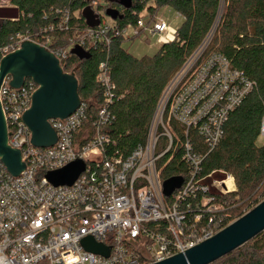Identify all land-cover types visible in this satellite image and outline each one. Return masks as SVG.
<instances>
[{
  "label": "built area",
  "instance_id": "1",
  "mask_svg": "<svg viewBox=\"0 0 264 264\" xmlns=\"http://www.w3.org/2000/svg\"><path fill=\"white\" fill-rule=\"evenodd\" d=\"M102 16L77 45L107 46L111 34L124 37L127 29L132 38L155 37L158 47L176 38V29L159 17L140 18L135 27L120 33ZM68 28L65 12L58 23L10 38L0 48L1 58L28 41L51 53L63 71L68 51L51 49V35ZM213 31L169 80L144 144L126 157L106 152L110 140L102 130L113 119L115 87L105 63L98 65L95 77L102 92L95 120L87 124L82 102L67 118L49 120L56 141L47 148L31 145L22 120L37 86L27 79L19 89H11L9 79H4L0 107L7 146L18 150L24 169L12 176L0 162V264H153L225 228L220 227L230 202L217 199L235 191L234 180L226 174L224 180L207 184L210 175H201V164L221 141L230 113L255 84L222 55L207 53ZM259 139L264 144V118ZM77 159L85 169L71 186L54 187L47 181L48 172ZM170 164L181 169L177 176L183 182L164 197L161 174ZM206 217L205 226L196 230ZM260 235L264 240V231ZM86 237L108 247V257L84 251L80 242Z\"/></svg>",
  "mask_w": 264,
  "mask_h": 264
},
{
  "label": "trees",
  "instance_id": "2",
  "mask_svg": "<svg viewBox=\"0 0 264 264\" xmlns=\"http://www.w3.org/2000/svg\"><path fill=\"white\" fill-rule=\"evenodd\" d=\"M103 1L101 5L98 0H0V48L17 34H30L58 23L67 12L69 28L51 35L50 48L68 51L62 62L63 71L73 73L77 79L78 96L86 104L87 124L95 120L102 100L100 86L95 81L97 68L100 63L106 64L115 87L110 106L113 119L102 130L110 140L106 152L126 157L144 144L169 80L214 28L207 53L222 55L255 84L241 105L230 113L221 141L201 164V175H210L205 179L207 184L224 180L226 174L234 180L235 191L217 199L230 202L220 228L226 227L260 203L235 205L240 200L250 203L259 185L264 184V144H258L264 118V0H131L129 8L121 6L120 0ZM2 2L8 6H1ZM86 7L98 15L99 21L107 8L118 10L122 19L113 24L120 33L135 27L140 18L152 20L163 8L178 15L181 24L176 29L175 40L159 46L152 56L136 57L127 53L121 34H111L107 46L80 47L77 41L88 29L81 17ZM180 172V168L170 164L162 172L161 180ZM206 223L207 217L195 225L196 230ZM261 240L262 236L258 235L249 242L252 243L250 251L241 252L249 244L246 243L211 264H264Z\"/></svg>",
  "mask_w": 264,
  "mask_h": 264
},
{
  "label": "water",
  "instance_id": "3",
  "mask_svg": "<svg viewBox=\"0 0 264 264\" xmlns=\"http://www.w3.org/2000/svg\"><path fill=\"white\" fill-rule=\"evenodd\" d=\"M131 0H120V5L129 8ZM104 16L111 21L121 20L118 10L107 8ZM88 28L99 24L98 15L90 7L81 11ZM8 78L11 89H19L25 80H31L37 89L31 97L29 109L22 116L30 132V143L37 148L51 147L55 133L48 121L65 119L79 107L78 82L73 73H64L58 60L43 47L23 42L20 48L0 59V86ZM0 162L7 172L17 176L24 165L18 150L7 146L6 127L0 107ZM85 163L77 159L63 168L48 172L47 181L54 187L71 186L84 171ZM183 179L174 176L162 183L164 197L179 189ZM264 231V200L239 219L204 242L172 257L153 264H211L232 253ZM84 251L108 257L109 248L96 243L91 237L80 242Z\"/></svg>",
  "mask_w": 264,
  "mask_h": 264
},
{
  "label": "rangeland",
  "instance_id": "4",
  "mask_svg": "<svg viewBox=\"0 0 264 264\" xmlns=\"http://www.w3.org/2000/svg\"><path fill=\"white\" fill-rule=\"evenodd\" d=\"M98 3L103 5L104 1L103 0H98ZM2 6V5H1ZM7 7V6H5ZM141 15H144V13H142ZM159 17L165 21V23L167 25H169L170 27H172L173 29H177L178 26L181 24V18L178 17L171 9L169 8H164L161 10V12L158 14ZM106 20H108L106 17H104ZM132 31L131 29H127L124 32V42H123V48L124 50L129 53L132 54L133 56L136 57H141V56H152L154 55V53L156 52L157 46L158 44H156V39L155 37L152 36H146L144 34H141L139 37L137 38H131V34ZM258 144H261V140L259 139ZM230 175V174H227ZM222 178V177H221ZM219 180V178H217ZM228 186L231 187V183H227ZM258 189V190H257ZM257 194H255V196L252 198V200L250 201V203H246V201H238L235 203L236 207H242L244 206H248V205H252L255 201L257 202H262L264 199V184L261 183L259 185V187L257 188ZM263 191V192H262ZM262 200V201H261ZM237 201V200H236ZM254 208V207H253ZM252 208V209H253ZM251 210V209H250ZM237 213H235L234 215H236ZM236 217V216H235ZM236 220V219H235ZM234 220V221H235ZM232 221V222H234ZM231 222V223H232ZM230 223V224H231ZM229 224V225H230ZM260 240V239H259ZM250 242V241H249ZM248 242V243H249ZM262 242V245L264 246V240L259 241ZM251 245L252 243H249L247 245H245L242 251H250L251 249ZM262 254H264V252H261ZM222 259V258H221ZM220 261L217 260V262Z\"/></svg>",
  "mask_w": 264,
  "mask_h": 264
},
{
  "label": "crops",
  "instance_id": "5",
  "mask_svg": "<svg viewBox=\"0 0 264 264\" xmlns=\"http://www.w3.org/2000/svg\"><path fill=\"white\" fill-rule=\"evenodd\" d=\"M1 5H2V6H8V4H6V3H4V4L1 3ZM163 9H164V8H163ZM161 10H162V9H161ZM161 10L158 12V14L161 12ZM156 17H159V15H157ZM159 18H160V17H159ZM131 38H132V37H131ZM158 48H159V47L157 46V49H158ZM157 49H156V51H157Z\"/></svg>",
  "mask_w": 264,
  "mask_h": 264
},
{
  "label": "bare ground",
  "instance_id": "6",
  "mask_svg": "<svg viewBox=\"0 0 264 264\" xmlns=\"http://www.w3.org/2000/svg\"><path fill=\"white\" fill-rule=\"evenodd\" d=\"M227 183H231V182H230V181H227V182H226V185H227Z\"/></svg>",
  "mask_w": 264,
  "mask_h": 264
}]
</instances>
